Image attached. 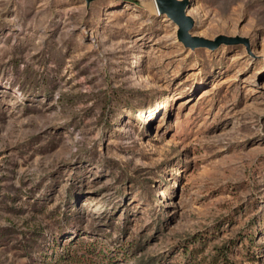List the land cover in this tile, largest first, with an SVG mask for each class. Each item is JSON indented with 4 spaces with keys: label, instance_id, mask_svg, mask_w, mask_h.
Here are the masks:
<instances>
[{
    "label": "rangeland",
    "instance_id": "obj_1",
    "mask_svg": "<svg viewBox=\"0 0 264 264\" xmlns=\"http://www.w3.org/2000/svg\"><path fill=\"white\" fill-rule=\"evenodd\" d=\"M151 1L0 0V264H264V0Z\"/></svg>",
    "mask_w": 264,
    "mask_h": 264
},
{
    "label": "water",
    "instance_id": "obj_2",
    "mask_svg": "<svg viewBox=\"0 0 264 264\" xmlns=\"http://www.w3.org/2000/svg\"><path fill=\"white\" fill-rule=\"evenodd\" d=\"M187 3L188 0H156L158 12L165 13L179 25L178 37L186 46L191 48L198 46H208L213 48L222 42L233 40L232 38L223 35L219 36L216 40L192 36L189 30L193 25V19L186 14Z\"/></svg>",
    "mask_w": 264,
    "mask_h": 264
},
{
    "label": "bare ground",
    "instance_id": "obj_3",
    "mask_svg": "<svg viewBox=\"0 0 264 264\" xmlns=\"http://www.w3.org/2000/svg\"><path fill=\"white\" fill-rule=\"evenodd\" d=\"M151 2H152V3H151ZM151 2H150V7L153 8V9H155V10L157 11L158 9H157V5H156V1L154 2V0H152ZM155 10H154V11H155ZM168 17H169V16H168ZM190 32H191V29H190ZM191 34L194 35L192 32H191ZM194 36H196V35H194ZM198 36H200V35H198ZM140 59H141V57L139 56V57L137 58V63L135 64V67L138 66V63H139ZM168 98L170 99V97H168Z\"/></svg>",
    "mask_w": 264,
    "mask_h": 264
},
{
    "label": "trees",
    "instance_id": "obj_4",
    "mask_svg": "<svg viewBox=\"0 0 264 264\" xmlns=\"http://www.w3.org/2000/svg\"><path fill=\"white\" fill-rule=\"evenodd\" d=\"M71 259V255L69 252H64V253H60V255L58 256V261L61 262L63 260H68Z\"/></svg>",
    "mask_w": 264,
    "mask_h": 264
}]
</instances>
